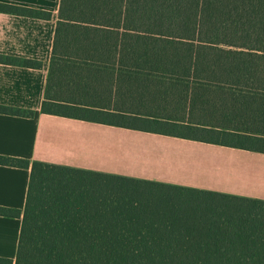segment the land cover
I'll use <instances>...</instances> for the list:
<instances>
[{
	"label": "trees",
	"instance_id": "1",
	"mask_svg": "<svg viewBox=\"0 0 264 264\" xmlns=\"http://www.w3.org/2000/svg\"><path fill=\"white\" fill-rule=\"evenodd\" d=\"M41 113L264 154V0H61ZM0 165L31 171L24 212L0 207L22 218L0 264H264V201Z\"/></svg>",
	"mask_w": 264,
	"mask_h": 264
},
{
	"label": "crops",
	"instance_id": "2",
	"mask_svg": "<svg viewBox=\"0 0 264 264\" xmlns=\"http://www.w3.org/2000/svg\"><path fill=\"white\" fill-rule=\"evenodd\" d=\"M61 0H0L51 13L0 12V155L150 183L264 201V154L42 114ZM39 68H28L23 61ZM31 171L0 165V207L24 212ZM22 218L0 216V259L15 260Z\"/></svg>",
	"mask_w": 264,
	"mask_h": 264
}]
</instances>
